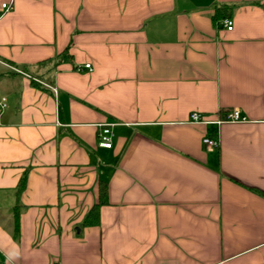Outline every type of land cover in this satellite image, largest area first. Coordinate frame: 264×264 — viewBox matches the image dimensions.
<instances>
[{
	"label": "crops",
	"instance_id": "crops-1",
	"mask_svg": "<svg viewBox=\"0 0 264 264\" xmlns=\"http://www.w3.org/2000/svg\"><path fill=\"white\" fill-rule=\"evenodd\" d=\"M0 100V264H264V0H0Z\"/></svg>",
	"mask_w": 264,
	"mask_h": 264
},
{
	"label": "built area",
	"instance_id": "built-area-1",
	"mask_svg": "<svg viewBox=\"0 0 264 264\" xmlns=\"http://www.w3.org/2000/svg\"><path fill=\"white\" fill-rule=\"evenodd\" d=\"M3 7L6 10L10 9L9 4L4 3ZM224 26L228 29V30H232L233 26H234V22L231 18H225L223 20ZM86 68H90V64H86L85 65ZM23 73V72H22ZM26 76L30 77V75L24 73ZM35 81H38L37 79L34 78ZM8 104L5 100H0V112H3L7 109ZM191 120H193L194 122H207V120L204 118V116H202L200 113L197 112H193L190 115ZM225 120H230V121H246L247 117L244 116L240 110L238 109H234L231 112H228V114L226 115ZM218 123L222 122V120H218ZM110 132L111 129L109 127H103L101 129V131L99 132V146L101 147H106V148H111L112 147V140H111V136H110ZM203 143L205 144V146L209 149L211 148H216L219 145V142L217 139L213 138V137H209V136H205L203 138ZM56 264H60V262H56Z\"/></svg>",
	"mask_w": 264,
	"mask_h": 264
},
{
	"label": "trees",
	"instance_id": "trees-1",
	"mask_svg": "<svg viewBox=\"0 0 264 264\" xmlns=\"http://www.w3.org/2000/svg\"><path fill=\"white\" fill-rule=\"evenodd\" d=\"M22 185H24V184L22 183ZM105 190H106V187L105 186L101 187V196L104 195ZM100 204L95 205V207L90 211V213L87 216V219L85 220V224H95V223L98 222V216H99V211H100ZM16 213L18 215V211Z\"/></svg>",
	"mask_w": 264,
	"mask_h": 264
}]
</instances>
